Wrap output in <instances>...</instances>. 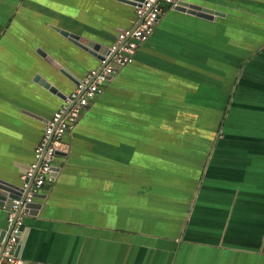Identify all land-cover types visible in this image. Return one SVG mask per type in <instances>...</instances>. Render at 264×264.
<instances>
[{"label":"crops","instance_id":"obj_1","mask_svg":"<svg viewBox=\"0 0 264 264\" xmlns=\"http://www.w3.org/2000/svg\"><path fill=\"white\" fill-rule=\"evenodd\" d=\"M184 1L225 16L173 6L117 68L25 215L18 264H264V0ZM137 24L124 0H0L1 180L22 187L48 120L103 66L56 28L110 48Z\"/></svg>","mask_w":264,"mask_h":264},{"label":"built area","instance_id":"obj_2","mask_svg":"<svg viewBox=\"0 0 264 264\" xmlns=\"http://www.w3.org/2000/svg\"><path fill=\"white\" fill-rule=\"evenodd\" d=\"M179 0H144L135 6L138 24L135 28L119 32L116 43L110 47L102 70L89 72L67 97L64 104L48 120L42 140L34 148V162L22 175V199L13 201L8 211L10 236L0 254V264H18L17 248L24 230V217L28 204L47 185L55 181L54 163L59 153L69 154L70 145L65 137L71 134L85 109L101 95L106 83L116 73V67H124L133 61L137 49L153 35L160 16Z\"/></svg>","mask_w":264,"mask_h":264},{"label":"water","instance_id":"obj_3","mask_svg":"<svg viewBox=\"0 0 264 264\" xmlns=\"http://www.w3.org/2000/svg\"><path fill=\"white\" fill-rule=\"evenodd\" d=\"M126 1L128 4H132L133 6H137L140 5L144 0H124ZM175 10L186 13L188 15L191 16H196L198 18H202V19H206V20H213L216 16L217 17H224L225 14H223L222 12L219 11H215L212 10L210 8L207 7H203L197 4H193L184 0H179L177 2V5L174 6ZM164 15V13L160 16V18ZM159 18V19H160ZM62 35L69 37L71 40H73L75 43L79 44L80 46L86 48V50H88L89 52L92 51L90 50V48H93L94 51L99 52L100 54H96V56H98L99 60H101L102 62L105 61V55L107 54V52L109 53V49L107 46H103L101 44H95V42H91L88 40H85L75 34H72L68 31H64L61 30L59 28H56ZM121 32V31H120ZM155 32V31H154ZM154 34V33H153ZM87 46V47H86ZM42 55L44 54V52H41ZM95 53V52H94ZM46 54H44L45 56ZM102 68L100 69H96L98 71L102 70L103 67L105 66V63H102ZM117 68L120 67H116L115 69L117 70ZM113 77L110 78V80H112ZM46 86H49V84L47 83ZM234 95V94H233ZM233 100V97H232ZM25 193L23 192V189L21 187H16L14 186V184L6 182L4 180L0 179V207L4 208L5 210L9 211L13 201L17 200V199H22L24 197ZM40 195L38 194L36 197H39ZM28 214H31V211H29L30 208H38V204H35V202L28 204ZM24 234H26L25 229L22 232V236L20 239V243L18 245L17 248V256H19L18 258H21L20 252H21V248H22V244L24 241ZM2 237H0L2 240H0V244H3V247L5 246L9 236H10V231H6L5 234L1 235ZM22 263V262H21ZM20 263V264H21Z\"/></svg>","mask_w":264,"mask_h":264}]
</instances>
